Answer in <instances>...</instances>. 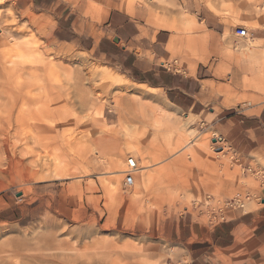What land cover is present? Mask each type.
<instances>
[{
	"label": "rangeland",
	"instance_id": "1",
	"mask_svg": "<svg viewBox=\"0 0 264 264\" xmlns=\"http://www.w3.org/2000/svg\"><path fill=\"white\" fill-rule=\"evenodd\" d=\"M24 1L0 0V264H157L168 253L187 259L184 249L163 234L164 224L185 216V208L208 224L192 202L206 194L240 197L258 185L253 176L242 175V166L263 167L228 144L215 149L213 139L220 133L212 122L190 118L168 102L165 90L146 89L158 101L136 100L124 87L127 78L133 81L118 65L124 56L106 58L88 50L85 28L95 25L98 38L119 39L115 43L121 46L135 29L125 22L122 29L114 22L110 26L111 12L126 14L119 7L132 13L149 49L137 50L139 56L157 61L165 71L163 63L177 60L176 69L186 74L182 78L193 76L196 68L194 75L206 79L202 84L214 97L210 107L220 108L230 93L243 98L226 114L239 119L264 104V63L235 34L241 26L252 39L264 37V0H55L52 8ZM68 15L72 17L62 26L73 33L63 35V42L55 35ZM186 15L193 18L194 30H159L162 18L172 22ZM77 21L84 27L78 33L70 28ZM179 37L186 48L171 44ZM199 37L206 38L204 46L195 42ZM105 74L114 80H106ZM129 102L149 111L165 106L175 128L188 127L173 130L171 143L146 136V146L140 145L135 133L142 131L141 125H126L122 119ZM179 136L186 139L177 141ZM187 140H197V145L183 153ZM112 150L125 151L121 173L112 170ZM129 157L141 168L144 157L149 158L147 171L165 175L167 186L175 187L174 196L165 198V184L144 188L138 182L125 190ZM178 159L185 168L171 170ZM228 180L238 188L227 190L223 184ZM217 187L226 193H218ZM262 198V190L253 192L251 202Z\"/></svg>",
	"mask_w": 264,
	"mask_h": 264
},
{
	"label": "crops",
	"instance_id": "2",
	"mask_svg": "<svg viewBox=\"0 0 264 264\" xmlns=\"http://www.w3.org/2000/svg\"><path fill=\"white\" fill-rule=\"evenodd\" d=\"M29 1L36 7L42 8H52L56 5L55 0ZM71 1L72 0H67V2ZM24 2H28V0ZM116 9L126 14L117 15L115 10L112 11L110 16L112 22H110L109 25L112 26L114 22L115 28L119 29L124 28L125 25H130V27L135 29L131 37L120 46V44L115 43L114 40L108 36L98 38L95 34V25H87L85 34L90 44L86 48L106 58L118 59V57L123 55L124 61H119L118 65L125 68L132 76L131 78L133 81L127 78L129 85H124V87L127 86L126 88L128 90L131 88L130 92H134V98L158 101V97L149 94L146 89L154 91L165 90L167 100L171 105L188 114L190 118H200L201 120L204 118V120H210L213 129L217 130L220 133L219 136L224 138L222 144L230 145L235 152H239L242 154V157L263 167L259 168L264 170V104L254 109L253 114H244V116L239 119H236L233 115H226L231 111L232 106H238L239 102L243 101V98H239L235 93L227 95L226 100L222 102L220 108L214 109V106L210 107L213 104L214 97L202 84V81L206 79L203 80L194 75L197 73L196 68L192 70L193 76H185L182 78V75H186L185 73L175 74L167 70H161L157 61L151 60L146 56H139L137 50L149 51V49L144 46L140 37L142 31L139 25L131 18L130 15H132V13L121 11L119 7ZM71 17V15H68L63 18V21L57 28L56 31L58 35H55V38L58 40L65 42L66 38L63 35L68 36L70 35L68 33L72 32L69 28H64L62 26V24L64 25V23L66 24L69 22ZM123 22H125V25L122 24ZM172 22L162 18L160 20L161 28H159V30L170 34H178V32L184 30L191 31L195 29V22L193 18L188 15L177 18ZM78 27L80 29L84 28L80 24V21L70 24V28L76 33H78ZM195 42L204 46L206 44V38L199 37ZM253 42V44H248L246 48H253V50L248 51L251 52L253 57L256 56L257 62L263 64L264 43L261 44L260 42H264V37L257 36V38L253 39ZM175 43L180 45V47L186 48V42L181 38H173L171 44ZM235 51H239V49L234 50L231 54L228 53L227 56L231 57L232 54H235ZM153 52L157 54L155 51ZM125 55L127 57H125ZM134 76H138L144 80H137ZM105 77L108 78V81L114 80V78L108 74H105L104 78ZM235 82H238V80ZM134 84L140 86L141 89L137 90L132 87ZM260 92L264 93V91ZM123 111H126V109ZM146 111L149 115L155 112L165 115L166 118H169V122L168 120H166V122L175 127L176 123L165 106L161 107L157 105L152 108L151 111ZM184 127H188V123L175 129L179 131ZM145 128L150 131V124L146 125ZM154 137L155 136L152 135L149 139L155 142ZM156 138V140H162L160 136ZM145 143H147V140L144 141V144ZM183 149L184 148L181 149L183 153L187 152ZM198 153L203 155V151L201 150H199ZM189 158L191 157L189 156ZM145 160L146 159H144V161ZM148 160L149 158L147 161ZM178 160L184 165L182 159ZM183 168H185V166H183ZM241 179L244 180L245 178ZM232 181H224L223 186L225 185L227 190L234 191L238 188V183ZM229 182L234 186L228 184ZM250 187L253 190L255 189L252 186ZM250 187L246 188L244 192L251 189ZM210 188H212V185ZM219 189L218 187L216 189L214 188V190L219 191L218 193L220 194L226 193ZM234 215L235 216L232 218L229 216L228 220L221 224L209 225L196 220L193 215L186 213L185 216L166 222L163 226V234L170 242L184 249V253H186L187 259L191 264H264V198H262L259 203H249L247 209L243 213Z\"/></svg>",
	"mask_w": 264,
	"mask_h": 264
},
{
	"label": "bare ground",
	"instance_id": "3",
	"mask_svg": "<svg viewBox=\"0 0 264 264\" xmlns=\"http://www.w3.org/2000/svg\"><path fill=\"white\" fill-rule=\"evenodd\" d=\"M186 19V18H185ZM186 22H187V19H186ZM173 23V22H172ZM188 24H190V23H188ZM191 26V25H190ZM190 29V28H189ZM247 32H249L247 29H245ZM185 31V30H184ZM236 32H237V30H236ZM236 35V34H235ZM237 36V35H236ZM180 38V37H179ZM237 38H238V40H239V44H242L243 42H245V41H248V44H253L254 42H253V39L251 38V35H250V32H249V35L247 36V37H244V38H240V37H238L237 36ZM178 43V42H177ZM85 61V60H84ZM87 62V61H86ZM163 67H164V65H163ZM166 70H167V68L166 67H164ZM180 69V68H179ZM92 70H93V68H92ZM168 71V70H167ZM168 72H172V73H175V74H183V73H185L183 70H182V68H181V72H175L174 70H172L171 69V71H168ZM92 76V75H91ZM108 77V76H107ZM107 77H105L106 78V80H108V78ZM127 87V86H126ZM131 89V88H130ZM129 89V90H130ZM143 94H144V92H143ZM137 95V94H136ZM157 99V98H156ZM136 100H139V99H137L136 98ZM135 102V101H134ZM136 103V102H135ZM129 107H128V109L126 108V111H122V119H123V121H124V124H128V125H131L132 123V125L131 126H137L136 125V122L137 123H139L140 125H141V127L143 128L142 129V131L140 132V133H135V135L137 136L136 137V140L138 139L139 140V144L140 145H143L144 146V141H146L147 140V138L148 137H151L152 135H154L155 137V140L157 139L156 137L158 136H160L161 138H162V140H164V141H166V142H172L173 140H174V134H173V130H174V132L176 131V129H175V127H173L170 123H167L166 122V120H168V122H169V118L167 117L166 118V116L165 115H163V114H158V113H152V115L150 114H148V112L145 110H142V108H140L137 104H133L132 102L130 103L129 102ZM158 109V108H157ZM132 111H134V112H132ZM133 113V114H132ZM133 116H132V115ZM17 121V120H16ZM138 124V125H139ZM148 124H150V126H151V130L149 131L148 129H146L145 127H146V125H148ZM136 129H134V131H135ZM177 133V132H176ZM173 134V135H172ZM178 134V133H177ZM142 136V137H139V136ZM146 136H148L147 138H146ZM180 136H182L181 134H180ZM177 137L176 139H178L177 141H184L185 139H183V138H181V137ZM184 136V135H183ZM182 136V137H183ZM135 140V141H136ZM199 140V139H198ZM150 141V140H149ZM213 142H214V144H213V146L214 147H217L218 146V142H217V139H213ZM197 145V140H195V141H193V140H191V141H189L188 142V140H187V142H186V144L184 145V149L183 150H185V151H187V152H192L193 151V149L195 148V146ZM138 146V145H137ZM140 147V146H139ZM138 149H141V147L140 148H138ZM144 149V148H143ZM143 149H142V151H143ZM203 149V148H202ZM141 151V152H142ZM125 151L124 150H122L121 152H114V150H112L110 153V157H112V159H113V167L112 168H114V169H112L113 171H114V173L116 174V173H121V172H123V168L120 166L121 164H124V163H121V156H123ZM195 153V152H194ZM140 154V153H139ZM141 155V154H140ZM128 156V155H127ZM228 156H227V154L225 153L223 156H222V158H224V159H226ZM124 158V157H123ZM146 160L144 161V163H145V167H140L139 166V162H138V160L136 159V158H133V157H129V159H128V161H127V169H126V171L124 172V176H125V179H124V181H123V187H124V189L125 190H129V189H132V188H134V187H136L137 185H138V182L140 183H142V185H143V187L144 188H146V187H148V186H150L151 184H153V183H155V184H160V187H162L161 185L162 184H165V187H163L164 189H162L161 191L163 192V194H164V196H165V198H167V199H171L173 196H174V192L176 191V190H174V188L175 187H171L170 185L169 186H167V184L165 183V175L163 176L162 175V173L161 172H158V173H150L149 171H147V170H149L148 168L150 167V163H151V161L150 160H148L147 161V157H144ZM234 158L233 157H230L229 158V161L230 162H232V160H233ZM130 160H133V162H134V164H135V168L133 169V168H130V164H129V161ZM123 161V160H122ZM124 166V165H123ZM183 166L184 165H182V162H180L179 160L178 161H175L174 163H173V165L170 167V169L171 170H173V169H175V170H177V169H181V168H183ZM122 168V169H121ZM254 169H259V171H262L263 173H264V170L263 169H260V168H252L251 166H249V165H246V166H242V168H241V173H242V175H251V176H253L254 178H255V180L253 179V181L255 182V183H257L258 185H257V187L254 189L255 191H253V190H247V191H245L244 192V194L243 195H246V196H250V198H249V201H247L246 203H245V205H244V207H242V208H238V209H233V210H230L229 211V213H228V215L231 213V215H229L231 218L233 217V216H235L234 214H241V213H243L246 209H247V206H248V204H249V202L251 203V200L253 199V192L255 193L256 191H259V190H262L261 189V187H260V182H259V180H257L256 179V177H255V171H254ZM169 170V169H168ZM171 170H169L170 172H171ZM166 171V170H165ZM169 172V173H170ZM54 174H55V172H54ZM128 174H130L131 176H132V178H133V186H128L127 184H125V182H126V176H128ZM134 174L136 175V179L134 178ZM163 174H164V172H163ZM172 174V173H171ZM168 177V176H167ZM166 177V178H167ZM117 178V177H116ZM170 179V178H169ZM115 180V179H114ZM232 181V180H231ZM136 182V183H135ZM174 182V181H173ZM227 182V181H226ZM232 182H235V180L234 181H232ZM227 184V183H226ZM228 184H232L231 182H229ZM233 185V184H232ZM113 186H114V188H115V185H112V188H113ZM234 186V185H233ZM238 186V185H237ZM236 186V187H237ZM177 187H180V186H177ZM221 187V186H220ZM229 187H231V186H229ZM235 187V188H236ZM159 188V187H158ZM232 188V187H231ZM178 189V188H177ZM233 189V188H232ZM237 189V188H236ZM253 191V192H252ZM219 192V191H218ZM262 194H264V191H262ZM134 196V195H133ZM240 197H242V196H240ZM240 197H237V198H240ZM133 198H136V197H133ZM212 199H214V200H217V202L219 201L220 203H222V202H227V201H229V200H233V199H236V198H225V197H222V196H217V195H210V194H206V195H204L203 197H202V199L201 200H198V201H193L192 202V208H193V205H195V204H198V203H200V202H205V206L210 202V200H212ZM187 208H185L184 210H185V213H189L188 212V209L186 210ZM194 210V209H193ZM195 211V210H194ZM196 212V211H195ZM196 213H198V212H196ZM229 218V217H228ZM179 261H185V262H189V260L188 259H181L180 257L178 258V257H175L172 253H168L167 254V258L165 259V260H163V261H161V262H158L157 264H169L170 262L171 263H176V262H179Z\"/></svg>",
	"mask_w": 264,
	"mask_h": 264
},
{
	"label": "built area",
	"instance_id": "4",
	"mask_svg": "<svg viewBox=\"0 0 264 264\" xmlns=\"http://www.w3.org/2000/svg\"><path fill=\"white\" fill-rule=\"evenodd\" d=\"M236 35L240 38L247 37L249 35V32L245 30L244 27H238ZM164 67L167 68L168 71H171L173 68L174 71L177 73L181 72V69H176V66L178 65V61L175 60L170 64L163 63ZM217 142L219 144H222L224 142L223 137H219L217 139ZM215 149H219L218 147H215ZM130 168H135V164L133 160L129 161ZM255 177L260 182V187L262 191H264V173L262 171H259V169H254ZM128 186H133V178L130 174L126 176V182ZM250 196L242 195L240 198H236L233 200H229L227 202L220 203L217 200H210V202L205 206V202H200L198 204L193 205V209L198 212V216L203 217L206 219L207 223L209 225H217L221 224L228 220V213L230 210L238 209L244 207L245 203L249 201ZM187 210V209H186ZM169 264H191L190 262L185 261H179L176 263H169Z\"/></svg>",
	"mask_w": 264,
	"mask_h": 264
},
{
	"label": "trees",
	"instance_id": "5",
	"mask_svg": "<svg viewBox=\"0 0 264 264\" xmlns=\"http://www.w3.org/2000/svg\"><path fill=\"white\" fill-rule=\"evenodd\" d=\"M134 78L137 79V80H141V81L144 80V79H142V78H140L138 76H134Z\"/></svg>",
	"mask_w": 264,
	"mask_h": 264
},
{
	"label": "water",
	"instance_id": "6",
	"mask_svg": "<svg viewBox=\"0 0 264 264\" xmlns=\"http://www.w3.org/2000/svg\"><path fill=\"white\" fill-rule=\"evenodd\" d=\"M119 41V39H115V42H118ZM18 196H20V195H18Z\"/></svg>",
	"mask_w": 264,
	"mask_h": 264
}]
</instances>
